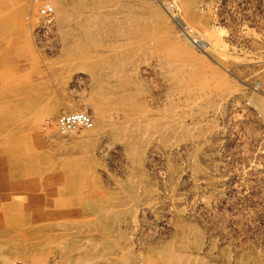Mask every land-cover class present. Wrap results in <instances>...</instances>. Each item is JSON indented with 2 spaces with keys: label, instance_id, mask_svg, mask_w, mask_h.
Returning a JSON list of instances; mask_svg holds the SVG:
<instances>
[{
  "label": "rangeland",
  "instance_id": "1",
  "mask_svg": "<svg viewBox=\"0 0 264 264\" xmlns=\"http://www.w3.org/2000/svg\"><path fill=\"white\" fill-rule=\"evenodd\" d=\"M30 1L0 0V264H264V0Z\"/></svg>",
  "mask_w": 264,
  "mask_h": 264
},
{
  "label": "built area",
  "instance_id": "2",
  "mask_svg": "<svg viewBox=\"0 0 264 264\" xmlns=\"http://www.w3.org/2000/svg\"><path fill=\"white\" fill-rule=\"evenodd\" d=\"M36 7L39 17L42 19H50L54 16L56 10V0H31ZM93 124L92 117L87 112H75L62 114L58 118L59 129L65 131L91 127Z\"/></svg>",
  "mask_w": 264,
  "mask_h": 264
},
{
  "label": "bare ground",
  "instance_id": "3",
  "mask_svg": "<svg viewBox=\"0 0 264 264\" xmlns=\"http://www.w3.org/2000/svg\"><path fill=\"white\" fill-rule=\"evenodd\" d=\"M68 1V0H67ZM81 1V0H80ZM82 1H84V0H82ZM31 3L30 4H32V1H30ZM65 2H66V0H65ZM72 2V1H71ZM26 3V2H25ZM60 3H61V0H56V10H55V14H57L56 16L59 18V19H63L64 18V16H65V13L63 12H61L60 11ZM77 3H79V1H77ZM27 5V4H26ZM26 5H25V7H26ZM70 5V4H69ZM32 6L34 7V9H35V6L32 4ZM72 6H74L73 4L70 6V7H72ZM88 7V6H87ZM104 7V6H103ZM29 8V7H28ZM27 8V9H28ZM90 8V7H89ZM65 9V8H64ZM36 10V9H35ZM88 10V9H87ZM84 11V10H83ZM89 11V10H88ZM66 12V11H65ZM37 13V12H36ZM90 13V12H89ZM91 13H92V11H91ZM98 13V12H97ZM103 13V12H102ZM101 13V14H102ZM54 14V15H55ZM80 15V14H79ZM107 15V14H106ZM83 16H84V13H83ZM86 16V15H85ZM183 23V25H184V27H187L186 26V24H185V22H182ZM188 28V27H187ZM185 30V29H184ZM186 35V34H185ZM123 71V70H122ZM174 84V83H173ZM175 85V84H174ZM177 87V86H176ZM182 103V102H181ZM186 107V106H185ZM174 108V107H173ZM174 113V112H173ZM170 114V113H169ZM172 116V115H171ZM93 125V124H92ZM96 125V124H95ZM173 127V126H172ZM92 128H93V126H92ZM94 130V129H93ZM92 130V131H93ZM62 132V131H61ZM72 132H75V129H73V130H69V131H65L64 133H72ZM57 133V132H56ZM82 133V132H81ZM62 134H63V132H62ZM90 134V133H89ZM59 135H61V133L59 134ZM65 135V134H64ZM81 135V134H80ZM89 258V257H88ZM91 258V257H90ZM80 259V258H79ZM105 259V258H104ZM82 260V259H81ZM80 261V260H79ZM83 261V260H82ZM85 261V260H84Z\"/></svg>",
  "mask_w": 264,
  "mask_h": 264
}]
</instances>
